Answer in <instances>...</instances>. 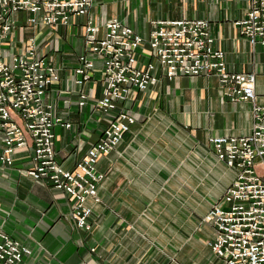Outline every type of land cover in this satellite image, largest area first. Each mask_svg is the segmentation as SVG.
Returning <instances> with one entry per match:
<instances>
[{
	"label": "crops",
	"instance_id": "crops-1",
	"mask_svg": "<svg viewBox=\"0 0 264 264\" xmlns=\"http://www.w3.org/2000/svg\"><path fill=\"white\" fill-rule=\"evenodd\" d=\"M92 1L89 14L70 26L41 25L25 35L36 36L40 53L61 77L48 100L72 125L54 130L57 159L65 169L85 155L108 119L95 110L102 92L101 68L84 87L76 85L74 69L85 53L88 20L103 34L105 24L119 18L147 39L153 22L207 19L229 68L256 73V103L264 105V48L251 46L235 25L245 16L248 0H193L191 6L187 0ZM26 17L18 15V22L23 25ZM16 35V50L21 51L22 29ZM140 51L147 62L149 49ZM156 75L155 86L133 92L124 104L136 123L98 163L106 178L98 188L99 202L88 200L91 232L77 228L73 202L65 192L28 176L35 166L32 147L17 151L12 167L0 162V231L31 250L23 264H224L211 251L215 230L203 218L223 198L237 171L218 160L210 139L249 135L253 103L230 102L216 77L169 80L160 69ZM82 92L89 97L83 107ZM257 168L261 173L262 166Z\"/></svg>",
	"mask_w": 264,
	"mask_h": 264
},
{
	"label": "built area",
	"instance_id": "built-area-1",
	"mask_svg": "<svg viewBox=\"0 0 264 264\" xmlns=\"http://www.w3.org/2000/svg\"><path fill=\"white\" fill-rule=\"evenodd\" d=\"M92 4V0H0L1 164L12 167L14 154L32 147L35 166L28 176L65 192L73 202L71 216L77 228L91 232L93 209L88 200L99 202L98 188L106 178L98 163L118 148L136 123L124 106L131 94L155 86L158 69L169 80L178 76L216 77L230 102L253 103L254 124L247 136L210 139L218 160L235 169L237 176L203 218L215 230L209 246L224 264H264V105L256 103V73L232 71L225 52L216 49L211 21H156L146 39L119 18L109 20L103 34L88 20L84 26L85 53L74 69L76 85L82 88L93 80L95 60L102 62V92L95 110L108 119L97 141L73 168L65 169L58 161L55 127H72L48 100L60 74L40 53L35 35L24 39L21 52L11 58L4 56V48L16 49V34L23 26L67 27L87 16ZM18 15H27L23 25ZM235 25L251 46L264 48V0H248L245 16ZM144 48L149 49L147 62L140 58ZM79 98L81 107L89 99L84 92ZM29 255L31 250L22 241L0 231V264H23Z\"/></svg>",
	"mask_w": 264,
	"mask_h": 264
},
{
	"label": "rangeland",
	"instance_id": "rangeland-1",
	"mask_svg": "<svg viewBox=\"0 0 264 264\" xmlns=\"http://www.w3.org/2000/svg\"><path fill=\"white\" fill-rule=\"evenodd\" d=\"M187 2H188V5H189V6H191V5L194 4V1H193V0H187ZM29 31H31L30 28L23 26V28H22V37H23V40H24L25 37H26V36H25L26 33H29ZM4 49H5L4 56H7V57H9V58H11V57L14 56L15 54H17V52H21L20 50L17 51V50L15 49V47H12V48H11L10 46H5ZM95 66H96V69L101 68V67H102V62L99 61V63H95ZM257 171L260 172V169L257 168Z\"/></svg>",
	"mask_w": 264,
	"mask_h": 264
}]
</instances>
